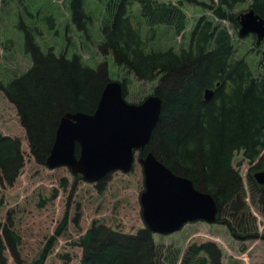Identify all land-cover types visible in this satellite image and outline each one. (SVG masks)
Wrapping results in <instances>:
<instances>
[{
	"label": "trees",
	"instance_id": "obj_1",
	"mask_svg": "<svg viewBox=\"0 0 264 264\" xmlns=\"http://www.w3.org/2000/svg\"><path fill=\"white\" fill-rule=\"evenodd\" d=\"M67 1L70 20L86 34L99 18L94 20L86 0ZM183 1L204 12L188 35L186 47L153 48L146 43L148 36L164 35L171 41L183 35L188 26ZM183 1L107 0L98 13L102 41L97 47L136 79L156 82L153 94L161 98V113L140 156L151 151L174 174L209 193L220 219L224 208L228 212L241 208L243 187L232 166L235 154L242 152L249 162L259 159L260 166L264 163V41L247 54L257 65L254 74L246 57H236L233 37L223 22L236 31L238 13L234 10L245 5L264 18V0ZM54 22L47 15L46 24ZM25 32L26 44H34L35 59L21 75L8 82L0 79V91L16 109L31 155L45 164L61 115L93 112L110 79L106 61L91 67L81 61L78 52L66 50L67 44L57 54L50 48L42 51L33 35ZM121 83L125 95L126 80ZM210 88L214 93L206 101L203 93ZM20 146L17 137L0 134L2 182L11 184L17 177L24 162ZM248 180L264 196V186H257L250 175ZM260 211L264 215V202ZM255 236L256 232L246 238ZM18 244L12 226L0 224V264H6L5 251L14 252ZM77 244L82 248L79 264H220L221 257L211 241L191 244L182 255L177 250H163L146 227L125 234L93 224ZM44 258L43 254L38 264Z\"/></svg>",
	"mask_w": 264,
	"mask_h": 264
},
{
	"label": "rangeland",
	"instance_id": "obj_2",
	"mask_svg": "<svg viewBox=\"0 0 264 264\" xmlns=\"http://www.w3.org/2000/svg\"><path fill=\"white\" fill-rule=\"evenodd\" d=\"M158 1L177 3L181 0ZM67 2L0 0V79L7 82L31 66L35 59L34 44L30 42L27 45L28 38L24 36L25 31H29L42 51L50 48L57 54L67 44L66 50L78 52L81 61L91 67L106 61L110 80H126L124 97L127 101L137 103L152 94L156 82L136 79L116 64L112 55H105V51L97 47L102 41L98 13L104 9L107 0H86L94 20L99 18L97 24L94 21L88 26L86 34L77 30L70 20ZM246 7H238L234 11L240 13ZM183 9L188 18L183 35L171 41L164 39V35L148 36L146 43L153 48L171 45L178 50L186 47L188 35L196 20L203 15V9L187 1H183ZM135 10L133 7L132 11ZM47 15L52 16L55 22L47 25ZM223 23L233 37L236 57H246L250 69L256 74L257 65L251 62L252 55H247L255 47L254 36L239 38L228 22ZM23 45L29 49L28 53ZM0 134L17 137L24 157L23 165L11 184L0 180V224H10L19 238L14 252L5 251L6 264H38L43 254L42 264H79L82 248L77 242L91 225L103 224L125 234H135L144 227L139 202L144 189L139 151L134 153L129 172L113 171L97 183L75 179L65 166L50 169L36 162L31 155L16 109L1 91ZM232 166L242 178L241 208L229 212L224 208L214 224L198 221L188 223L170 235L154 234L157 245L163 250H177L182 255L191 244L211 241L221 252L220 264H264V215L260 211L264 196L257 192L256 186L251 188L248 184V176L253 177L263 170L264 163L260 166L259 159L249 162L243 158L242 152H237ZM254 232L257 236L246 238Z\"/></svg>",
	"mask_w": 264,
	"mask_h": 264
},
{
	"label": "water",
	"instance_id": "obj_3",
	"mask_svg": "<svg viewBox=\"0 0 264 264\" xmlns=\"http://www.w3.org/2000/svg\"><path fill=\"white\" fill-rule=\"evenodd\" d=\"M236 20L240 38L253 34L257 45L264 40V18L253 9L239 13ZM212 96L213 90L204 91L206 101ZM161 107L160 96L154 94L140 103H129L121 84L109 81L93 113L66 112L61 116L45 165L50 169L66 166L89 183L100 181L112 171L128 172L134 151H143L149 143ZM138 161L144 186L139 197L141 216L150 232L169 235L188 222L217 221L218 206L209 193L174 174L151 151ZM254 179L264 185V169L256 172Z\"/></svg>",
	"mask_w": 264,
	"mask_h": 264
},
{
	"label": "flooded vegetation",
	"instance_id": "obj_4",
	"mask_svg": "<svg viewBox=\"0 0 264 264\" xmlns=\"http://www.w3.org/2000/svg\"><path fill=\"white\" fill-rule=\"evenodd\" d=\"M39 32V31H38ZM25 36V35H24ZM25 39H26V36H25ZM109 82V81H108ZM107 82V83H108ZM106 83V84H107ZM95 110V109H94ZM66 112H69V113H75V112H77V111H75V112H70V111H66ZM66 112H64V113H66ZM82 112V111H81ZM94 112V111H93ZM93 112H84V113H93ZM64 113L61 115V116H63L64 115ZM61 118V117H60ZM59 123V122H58ZM57 128V127H56ZM74 175V174H73ZM75 177H79L80 179H82V177H81V175L80 174H77V175H74Z\"/></svg>",
	"mask_w": 264,
	"mask_h": 264
},
{
	"label": "bare ground",
	"instance_id": "obj_5",
	"mask_svg": "<svg viewBox=\"0 0 264 264\" xmlns=\"http://www.w3.org/2000/svg\"><path fill=\"white\" fill-rule=\"evenodd\" d=\"M118 83H121V82H118Z\"/></svg>",
	"mask_w": 264,
	"mask_h": 264
}]
</instances>
